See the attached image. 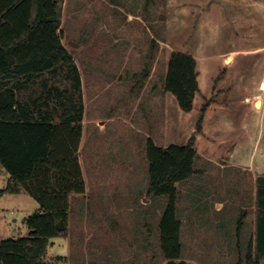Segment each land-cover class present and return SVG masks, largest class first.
Here are the masks:
<instances>
[{"label": "rangeland", "instance_id": "374dc122", "mask_svg": "<svg viewBox=\"0 0 264 264\" xmlns=\"http://www.w3.org/2000/svg\"><path fill=\"white\" fill-rule=\"evenodd\" d=\"M56 1L61 42L83 84L87 194L71 196L68 238L53 239L44 261L165 264L158 228L166 200L147 194L146 102L176 52L194 57L206 95L193 114L170 104L165 145L193 137L198 154L195 174L177 185L180 261L264 264V0ZM6 174L0 166V190ZM38 207L26 194L2 196L0 242L27 237L25 218Z\"/></svg>", "mask_w": 264, "mask_h": 264}, {"label": "trees", "instance_id": "16d2710c", "mask_svg": "<svg viewBox=\"0 0 264 264\" xmlns=\"http://www.w3.org/2000/svg\"><path fill=\"white\" fill-rule=\"evenodd\" d=\"M58 10L56 0H0V166L9 175L0 198L26 194L39 204V209L25 218L27 237L0 242V264H64L60 256L53 262H45L44 257L50 239L67 236L71 195L85 191L78 160L82 129L80 78L61 43ZM45 74L63 75L73 83L75 95L64 102V106L70 101L72 105L56 123L34 121L25 111L27 105L17 98L20 91ZM164 88L182 112L192 111L198 91L194 57L171 54ZM206 106L200 108L199 122ZM145 153L147 194L166 200L158 228L161 255L165 264H187L180 261L181 223L176 216V202L177 185L195 174L198 154L194 138L184 145L165 148L148 139ZM257 231L264 235V215Z\"/></svg>", "mask_w": 264, "mask_h": 264}, {"label": "crops", "instance_id": "0c3cea01", "mask_svg": "<svg viewBox=\"0 0 264 264\" xmlns=\"http://www.w3.org/2000/svg\"><path fill=\"white\" fill-rule=\"evenodd\" d=\"M77 71L80 78V94H81V103H82V122H81L82 129H81V137L78 148V160H79L82 177L84 179V174L82 170V164H83L82 158H83V151L85 150V147L87 145L86 144L87 138L85 135L88 136V131H86L84 127V125L86 124V120L84 119V117L87 115V109L83 100V93H84L83 84L81 85V77L78 67H77ZM196 71H197V67H196ZM166 73L167 71H164V75L162 77V82L160 83L159 89L155 90L153 86V88L150 90L146 102L148 107V112L150 114L147 125L149 132H146L147 135L149 136L148 139H150L155 144L157 142L156 146L162 148L172 145V144L165 145V143L169 141L168 136L171 127V123H170L171 100L172 99L174 100L179 113H181L180 115H189V114H193L195 111V101L197 97L199 95L200 97L206 96L204 94H201L198 84V91L194 97L192 111H190L189 113L182 112L179 109L175 98L170 93L165 91L164 80ZM59 76L52 77L50 75L45 74L42 77L35 79L25 90H22L17 94V98L19 102L25 103L27 105L25 111L29 117L33 118L34 121L41 122L44 120L54 123L59 122L61 120V117L63 116L64 110L69 107V104L72 105V102L70 101V103L68 102L67 105L64 106L65 105L64 102L67 101V97L69 98V96H71L70 98H72V96L75 95V92L73 90V83L71 82V80L65 78L63 75H61L62 79H60ZM198 77H199V72L197 71V83H198ZM102 119L103 118L98 117L94 121L95 123L98 124L101 123L100 121ZM83 120H84V124H83ZM107 120L111 121L114 120V118H108ZM160 131L161 134L163 135L162 141H157L154 135L156 134V132L159 133ZM94 132H97V129L93 130L89 134V136L94 134ZM165 134L167 136H165ZM158 144H162V145H158ZM94 157L97 158L98 155L95 153ZM95 165L98 166L99 165L98 162ZM96 174H99V171H96ZM6 175L7 176L4 178L5 186L9 180V175L8 174ZM83 194H87L86 183H85V191ZM17 195H21V194H17ZM74 196H78V195H74ZM38 209L39 207L35 209V211H37ZM65 238H68V231H67V236ZM53 239L56 238L50 239L49 245L51 244Z\"/></svg>", "mask_w": 264, "mask_h": 264}, {"label": "built area", "instance_id": "2783aa9c", "mask_svg": "<svg viewBox=\"0 0 264 264\" xmlns=\"http://www.w3.org/2000/svg\"><path fill=\"white\" fill-rule=\"evenodd\" d=\"M259 90L261 91V93H264V79L261 81L259 85Z\"/></svg>", "mask_w": 264, "mask_h": 264}, {"label": "water", "instance_id": "95a60500", "mask_svg": "<svg viewBox=\"0 0 264 264\" xmlns=\"http://www.w3.org/2000/svg\"><path fill=\"white\" fill-rule=\"evenodd\" d=\"M215 2H218L219 4H221V6L226 7V2L224 0H213ZM75 46V45H74Z\"/></svg>", "mask_w": 264, "mask_h": 264}]
</instances>
